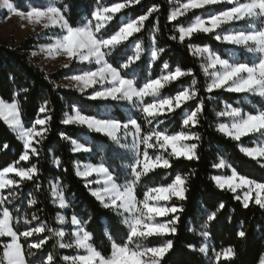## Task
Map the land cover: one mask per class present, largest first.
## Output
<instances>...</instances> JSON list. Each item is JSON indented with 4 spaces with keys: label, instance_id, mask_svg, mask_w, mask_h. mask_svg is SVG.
Listing matches in <instances>:
<instances>
[{
    "label": "snow or ice",
    "instance_id": "1",
    "mask_svg": "<svg viewBox=\"0 0 264 264\" xmlns=\"http://www.w3.org/2000/svg\"><path fill=\"white\" fill-rule=\"evenodd\" d=\"M140 3L141 0H113L105 4L95 0L83 19L74 24L70 16L83 11L78 0H46L37 6L29 4L27 11L18 10L12 0H0V9L41 27L38 37L49 42L40 45V53L48 59H63L62 67L68 69L65 78L69 83L55 87L69 88L89 101L100 102L96 105L98 109L103 105L96 114H86L77 105H70L71 110L63 112L61 123L102 136L106 144L74 139L63 132L60 136L70 142L74 154H86L92 159L100 154L98 163L77 162L75 175L95 202L113 213L126 229L119 242L105 229L104 236L110 242V252L105 255L87 231L90 215L85 220L74 212L69 230L49 226L41 219L42 209L33 193L42 187L39 157L53 120L52 109L45 101L34 121L26 126L17 99L21 92H28L22 88L13 93L12 102L0 98V119L22 144L18 160L0 169V237L8 238L0 241V264H169L165 257L174 248V238L186 214L188 186L196 172L191 168L189 173L181 174L176 165L189 168L185 161L201 159L203 136L197 129L207 119L206 100L219 99L214 93L235 94L231 97L233 103L241 105L220 100L222 109L215 106L212 109L217 118L215 131L236 142L246 157L264 167V0H185L166 17L178 33L169 39L199 59L200 71L206 78L203 88L206 96L197 87L194 69L180 66L173 69L168 61L161 59L167 48L158 44L156 25L150 28L147 49L136 36L153 13L159 11V6H151L135 18L120 16ZM220 5L223 7L217 9ZM205 9L209 10L206 16L197 15L187 25L176 24L189 13ZM118 16L117 23H112ZM199 35H212L229 47L213 50L207 45L197 46L193 41ZM37 54V51L31 53ZM157 61H160V74L153 78L151 68ZM142 68L149 72L143 79ZM184 78H191L190 83L186 84ZM173 85L175 91L164 95V90ZM250 97H258L261 102L259 106L253 105L255 111H246L242 106L252 103ZM113 109H123L126 116L114 114ZM221 118H227L228 122ZM173 121L180 125L179 131L169 130L168 125ZM209 126H213L212 122ZM250 136L255 137L256 147L239 143ZM106 150H111V158L123 163L114 167L110 158H106ZM34 158L36 162H31ZM20 162L29 163L25 167L19 166ZM61 163L59 157L53 156L52 164L57 169ZM212 167L231 171L230 175L209 177L218 190L231 192L244 209L254 203L264 210V182L241 175L219 153L218 162ZM168 169L175 172L165 173L166 177L172 175L171 180L158 183L159 170ZM49 187L53 205L60 210L72 207L65 195L66 185L59 176L54 177ZM25 205L34 209L31 215L21 211ZM224 208L221 202L204 218L201 230L196 233L203 243L198 248L187 245L206 257V264H234L237 256L233 246L216 250L208 243L207 229ZM55 219L61 226L69 224L60 212ZM189 230L196 232L194 228ZM246 235L242 229L237 232L238 238L244 239ZM50 241H55L51 251ZM61 249H73L75 254L58 256ZM260 264H264V255Z\"/></svg>",
    "mask_w": 264,
    "mask_h": 264
},
{
    "label": "trees",
    "instance_id": "2",
    "mask_svg": "<svg viewBox=\"0 0 264 264\" xmlns=\"http://www.w3.org/2000/svg\"><path fill=\"white\" fill-rule=\"evenodd\" d=\"M18 10H29V4L37 6L43 4L39 0H12ZM67 2V0H66ZM83 11L80 14H73L70 16L71 23H78L87 14L90 6L95 3V0H78ZM102 3L110 4L113 0H101ZM185 2V0H141V3L132 8L126 9L125 13L120 16L127 15L129 18H135L144 14L151 6H159V11L153 13L148 21L145 22V28L136 36L139 41L143 43L147 49L150 41V28L156 25L159 31L156 33L158 44L165 46L167 51L163 54L162 60L169 62L174 69L180 66L183 69L192 68L197 73L198 84L197 87L201 91L202 96H206L203 92L205 84V76L201 73L199 68V59L192 54L186 47L169 39V36L175 33L174 26L166 19L171 10L177 7L178 4ZM223 6H216L217 9ZM207 9L196 10L189 13L187 16L181 18L176 22L177 25H187L194 20L197 15H207ZM7 12H0V20L7 18ZM120 16L112 23H117ZM158 21V23H157ZM136 39V37H133ZM48 40L27 39L19 46L9 44L7 42H0V98L6 102H12L13 93L22 88H27L28 92H21L17 99L20 101L22 120L26 126H30L29 122L34 121L37 116V110L45 101L48 102L52 109L51 115L53 120L50 122V131L47 133V138L44 141L41 154L39 157V167L42 170V176L39 183L42 185L39 191L33 194L39 201L38 207L42 209L39 212L41 219L49 226L63 227L65 230L71 228L70 219L75 212L82 216L85 220L90 215L92 219L87 225V231L92 233L94 244L98 249H101L105 255L110 252V242L105 238L104 231L107 228L113 235V238L119 242L120 236L123 235L126 229L119 224L118 218L110 211L103 209L97 202L88 194V190L83 186L82 181L75 175V164L77 162L84 163H98L100 154H97L94 159L88 157L86 154H74L71 149L69 141L61 139L60 133L63 132L74 139H90L93 142L107 143L102 136H97L94 133H87L85 129L76 126H65L61 123L64 111H70V105H77L86 114H96L101 110L96 107L100 102H93L85 99L75 90L69 88H56L55 85H61V82L66 79L65 73L68 69L56 71L54 73H47L38 61L31 55L33 51H38L40 45L46 44ZM188 41H185L187 44ZM194 44L197 46H210L213 50H223L229 46L220 44L212 35H199L194 38ZM147 57V52L144 54ZM160 61H157L151 68V76L154 78L160 74ZM149 72L141 70V79L148 77ZM47 76V79L45 77ZM12 77L13 79H10ZM191 78H184L185 83H190ZM179 83V82H178ZM176 86H170L164 90V95L171 94L175 91ZM218 95L217 101H207V119L202 120V126L197 130L202 133L203 139L200 147L201 159L199 161H192L184 163L189 164V168L182 165H176L177 170L181 174H187L191 168H195V175L191 177L189 183V191L187 193L188 200L185 202L186 214L182 217V223L178 227V235L174 238V248L165 257L169 264H206V257L198 251L190 250L187 245H196L197 248L203 243V238L196 234L201 230V224L208 213L216 210L219 203L223 202L225 208L222 209L217 219L210 223L207 229L210 232V239L208 243L211 247L219 250L221 247L233 246L237 256L234 264H260L261 256L264 255V210H261L254 203H250L248 209H244L242 205L233 198V194L227 191L218 190L214 182L209 179L211 175H230V169H216L212 165L218 162V153L234 167L238 173L258 182H264V167L253 159L246 157L237 146L236 142L229 141L222 137L215 131L216 117L212 111L215 106L217 110L222 109L223 105L219 103L220 100H226L233 106H241L239 103H233L231 97L235 94L223 93ZM252 103H244L242 106L246 111H255L253 105H260L258 97L249 98ZM179 111V110H178ZM114 114L120 117H125L126 113L123 109H113ZM43 114H41L42 117ZM223 122H227V118H221ZM212 122L213 126H209ZM161 127H164L163 125ZM170 131H179L180 125L173 121L168 125ZM255 137H244L239 142L244 147H255L257 145ZM3 145H7L4 148ZM22 152V144L17 139L16 135L8 128V126L0 119V169L18 160ZM53 156L59 157L61 160V167L57 169L52 164ZM111 150H106V158H110L109 162L114 166H118L123 161L111 158ZM31 162H36L34 158ZM29 162H20L19 166H28ZM63 169H67L66 172ZM175 174L172 169L159 170L158 183H167L171 180L172 175L165 176V173ZM59 176L63 185H66L65 195L70 199L72 207L65 210H60L51 202L50 183L54 182V177ZM22 212L31 215L34 209L27 208L25 205L21 208ZM60 212L66 216L69 224L64 226L56 223V214ZM259 226V231L257 230ZM22 227V225H17ZM194 228L196 232L190 231ZM246 232V238H238L237 232L239 230ZM8 238L0 237V241H7ZM55 241L49 242V250ZM64 254H75L73 249H61L58 256Z\"/></svg>",
    "mask_w": 264,
    "mask_h": 264
},
{
    "label": "rangeland",
    "instance_id": "3",
    "mask_svg": "<svg viewBox=\"0 0 264 264\" xmlns=\"http://www.w3.org/2000/svg\"><path fill=\"white\" fill-rule=\"evenodd\" d=\"M39 1L43 4L46 3V0ZM178 6L179 4L177 5V7ZM0 12L8 13L7 18L0 20V42H7L9 44L19 46L22 42L31 38L37 40H46L39 38L37 35L38 33L42 32L40 26L28 23L27 20L22 19L15 14L9 13L7 9H0ZM39 49L37 51L38 54L34 56V59L38 61L39 65H41L47 73H54L56 71L64 70V68L62 67V64L64 63L62 58H58L55 60L48 59L44 54L40 53ZM68 83L69 81L67 79H64L61 82V85H66Z\"/></svg>",
    "mask_w": 264,
    "mask_h": 264
}]
</instances>
